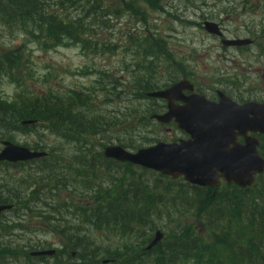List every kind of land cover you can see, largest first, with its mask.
<instances>
[{
  "label": "rangeland",
  "instance_id": "1",
  "mask_svg": "<svg viewBox=\"0 0 264 264\" xmlns=\"http://www.w3.org/2000/svg\"><path fill=\"white\" fill-rule=\"evenodd\" d=\"M39 1L43 9V18L58 15L65 21L74 22L79 19L80 23L87 25L89 34L87 39L90 38L96 43L97 50L92 53L88 45V51L84 52L78 45L74 46L73 42L69 43L65 39L59 46L54 47L50 41H43L41 39L43 36L40 38L32 32L33 28H40L42 25L34 24L28 19L23 24L7 22L5 18L8 16L0 12V56L4 52H16L20 49L21 60L24 63L15 72L14 69L10 71L9 66L0 60L1 100L12 102L16 94L26 95V91L36 94L51 92L64 98L73 96V92L83 93L89 96L91 101L87 103V108L79 105L75 111L81 110L82 113L88 114L89 119L94 120L99 119L105 112H111L113 113L111 116L117 117L120 123L114 129L112 138L131 137L144 142L151 138L170 141L175 137V134L166 133L162 126L149 119L146 124L139 122L141 116L149 112V115L160 113L158 110L161 108L159 101L145 96L144 89L140 87L143 82L141 80L152 82L155 86V90L152 91H156L164 89L179 78L174 69L169 70L166 67L168 58L172 65L182 67L184 73H192L198 84L203 87L205 83L212 89L220 90L216 83L219 81L217 78L222 77L221 81L229 80L228 83L232 84L233 88L231 92L238 97L242 83L249 88L250 98L264 94V51L261 53L258 51V48L264 45V0H157V9L135 0L133 6L140 11L141 17H135L126 9L125 4L132 3V0H80L87 5L93 4L89 11H84L81 3L76 4L78 3L76 0ZM230 8H233L234 12L231 17L206 19L210 14L216 15L222 9ZM205 20L218 23L222 29V36L216 37L205 33L201 26ZM232 39H253L257 42V47H251L247 52L243 47L236 49L222 45L223 40ZM150 43L157 48L156 55H151L146 50ZM223 48H226V55L222 52ZM149 61H152L153 66H149ZM20 80L22 81L18 82ZM129 112L132 117L128 118L126 115ZM0 137V141L7 140L31 150L38 146L36 151L44 152L46 155L50 148L57 151L62 148V154L74 160L70 162L74 168L72 175L77 173L76 161L83 156L75 144L66 143L40 126L8 133L0 129ZM146 146L148 145L143 147ZM40 165V162L25 163L18 165V170H15L2 164L0 183L10 181L9 171L10 175H23L27 170H41ZM117 172L118 174L114 173L115 176L121 174L119 170ZM146 176L150 177L147 174ZM72 180L73 188L83 193L89 192L84 183L98 185L100 181L104 182L101 176L93 180L88 177L83 179L72 176ZM42 196L41 202L44 201ZM58 199L66 200V194H59ZM173 199L176 200L175 195H166L164 198ZM176 203L177 201H173L169 204L167 215H171L178 222H183L184 215L181 217L177 214L182 209ZM31 207L39 213L24 211L22 214L19 208H15L0 216V248L6 247L8 253L10 250L20 251L13 258L1 255L0 264H49L52 261L46 260L47 258H32L27 261L22 257L21 250L61 247L62 242L57 235H53L51 227L41 223L40 213L46 211L41 208L40 202L32 203ZM18 213L24 217H18ZM152 222L157 224L158 230L163 234L166 228L169 230L176 225L165 215H160V219L152 217ZM63 225L72 228V218L63 221ZM76 233L83 244L88 236L94 243L91 247L92 254L97 255L99 261L113 262L109 264H134V261L141 259L138 250L147 246V243L140 246L141 240L147 237L150 240L154 234L153 232L151 237L144 235L139 240L135 235L121 237L106 231H90L89 226L78 227ZM125 245L129 248L126 252H121L122 258L113 259L114 257L108 255L107 252L122 249ZM132 252H135V255L124 256L125 253ZM72 259L77 261L75 255Z\"/></svg>",
  "mask_w": 264,
  "mask_h": 264
},
{
  "label": "trees",
  "instance_id": "2",
  "mask_svg": "<svg viewBox=\"0 0 264 264\" xmlns=\"http://www.w3.org/2000/svg\"><path fill=\"white\" fill-rule=\"evenodd\" d=\"M76 1V4L81 3L84 11H89L93 6L84 1ZM134 1L126 3L125 7L135 17H141L140 11L133 6ZM139 1L154 9L158 7L157 0ZM42 10L39 0H0V12L8 16L5 18L7 22L23 24L28 19L34 24L42 25L40 28H33L32 32L40 38L43 36L41 39L50 41L52 46H59L65 39L69 43L73 42L74 46L78 45L84 52L88 51L90 45L91 52L95 53L96 43L87 39V25L80 23L79 19L74 22L65 21L58 15L45 19ZM233 14V8L222 9L206 19L217 20L220 16L231 17ZM156 49L151 43L146 48L151 55L157 54ZM20 53V49L16 52H4L0 60L9 66L10 71L14 69L17 72V68L19 70L24 64ZM148 64L153 66L152 61ZM141 81L140 87L145 93L155 90L152 82L144 79ZM26 93L28 95L16 94L12 102L0 99V129L8 133L40 126L66 143L75 144L83 154L76 161L78 164L75 175H72L74 168L70 164L74 160L63 155L62 148L58 151L50 148L46 157L26 162H40L41 170H27L23 175H10L9 171L10 181L0 183V204L12 205L11 211L19 208L22 214L24 211H34L37 214L39 212L31 204L38 202L46 211L40 213L41 223L51 227L53 235H57L62 242L49 264H103L97 255L92 254L91 247L94 243L90 238L87 236L84 244L78 239V227L89 226L90 231H106L121 237L135 235L141 240L144 235L151 237L158 230L152 217L160 219V215L171 218L175 227L169 230L166 228L163 240L152 250L140 248L138 253L141 259L134 261V264H150L151 261L152 264H264V173L257 176L247 188L223 183L219 188L213 189L193 186L183 180L173 181L128 163H117L103 157L106 146L117 144L127 150H137L146 144L156 143L159 139L151 138L142 142L143 140L131 137L112 138L114 129L120 125L117 117L111 116L113 113L105 112L94 120L89 119L88 114L81 110L75 111L79 105L87 108V103L91 101L83 93L73 92V96L68 98L51 92ZM82 106L80 108L83 109ZM130 113L126 117H132ZM149 113L139 118L141 124H146ZM23 120H33L35 123L22 126L20 122ZM257 138L259 154L264 157V135H258ZM37 149L38 146L35 150ZM18 165L20 164H9V168L16 170ZM118 170L121 174L115 176L114 173L118 174ZM72 176L83 179L88 177L91 180L101 176L104 182L100 181L98 185L86 182L84 186L88 187L89 192H77L72 186ZM59 194H66V200L60 201ZM41 195L46 202L40 201ZM166 195H175L176 200H164ZM173 201H177L176 205L182 209L177 214L181 217L184 215L183 222L167 215V208ZM20 213L17 216L24 217ZM69 218H72V228L63 225V221ZM148 242L147 237L139 245ZM128 248L125 245L122 249L107 253L111 258L118 259L122 258L121 252H126ZM0 249L2 257L9 255L13 258L20 252L10 250L8 253L3 246ZM21 251L22 257L27 261L33 258L28 254L32 250ZM72 254L77 261H73ZM132 255L135 252L124 254ZM108 261L106 264L111 262Z\"/></svg>",
  "mask_w": 264,
  "mask_h": 264
},
{
  "label": "water",
  "instance_id": "3",
  "mask_svg": "<svg viewBox=\"0 0 264 264\" xmlns=\"http://www.w3.org/2000/svg\"><path fill=\"white\" fill-rule=\"evenodd\" d=\"M203 27L210 35H222L215 23L204 22ZM249 42L243 39L223 40L225 46H243ZM185 84L180 82L168 90L150 93L148 97L166 99L171 103L178 97L176 91ZM184 103L178 108L169 105L166 114L152 118L161 123L175 118L179 129L188 135L187 140L170 144L160 142L133 153L120 146H108L104 149V156L172 179L183 177L187 183L199 187L218 188L220 180L240 188L251 186L255 177L264 172V158L259 155V142L253 136L264 135V104L237 105L223 97L215 104L198 96ZM33 123L21 122L22 125ZM238 137H242L244 143H238ZM3 146L0 162H24L46 155L10 142H3ZM10 208L8 205L0 206V214ZM162 237L160 231L155 232L146 250L156 246ZM54 252H32L31 256L53 255Z\"/></svg>",
  "mask_w": 264,
  "mask_h": 264
},
{
  "label": "flooded vegetation",
  "instance_id": "4",
  "mask_svg": "<svg viewBox=\"0 0 264 264\" xmlns=\"http://www.w3.org/2000/svg\"><path fill=\"white\" fill-rule=\"evenodd\" d=\"M251 47H254V48L257 47V42H255V40L253 39H250V43L248 45L243 46V48H245L247 52L251 49ZM243 48H236V49H243ZM223 49L224 50L222 52L223 54L226 55V48H223ZM258 51L259 53L264 51V45L261 48H258ZM166 67L169 70L174 69L177 72L179 78L175 82H178L180 80H185V81H188V84L184 86L183 89L180 90V92L177 94L178 97L175 98V100H173L171 103H169L168 101H161V102L159 101L161 103L160 112L162 113H166L168 111L169 104L175 107L183 106L185 104L184 103L185 100H187L192 95L202 96L204 99H206L207 101H210L211 103H217L220 100V95L224 96L227 99H230L231 101L237 104H244L248 102L264 103V94H258L257 96L255 95L250 98L249 88L246 87L241 81L240 82L242 83V89H241V92H239L240 97H238L234 95L233 92H231L233 90L232 84H229L228 83L229 80L227 79L221 81L222 77L217 78L219 81L216 83V85H219L220 90H216V89H212L210 85L205 84V83H203L204 87L202 85H199L198 81L195 79L196 77H194L192 73H184L181 70L182 67L180 68L179 66L177 67L175 65H172L169 61V58L166 62ZM175 82H173L172 84H174ZM164 128L165 130H167L168 134H175L177 137H179L175 141H178L180 139H187L186 135L178 131V124L176 123L175 119H170L164 125ZM238 141L243 142V140H241L240 138H238ZM2 148L3 146H2V140H1L0 141V151L2 150ZM2 164L9 167V164L7 162H0V166ZM2 214H0V216ZM72 257H74V255H72Z\"/></svg>",
  "mask_w": 264,
  "mask_h": 264
}]
</instances>
